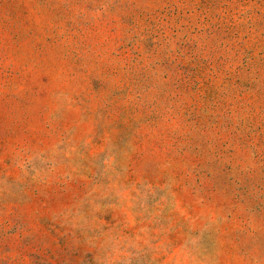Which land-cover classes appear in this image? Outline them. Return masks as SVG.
<instances>
[{"label": "rangeland", "instance_id": "obj_1", "mask_svg": "<svg viewBox=\"0 0 264 264\" xmlns=\"http://www.w3.org/2000/svg\"><path fill=\"white\" fill-rule=\"evenodd\" d=\"M0 264H264V0H0Z\"/></svg>", "mask_w": 264, "mask_h": 264}]
</instances>
